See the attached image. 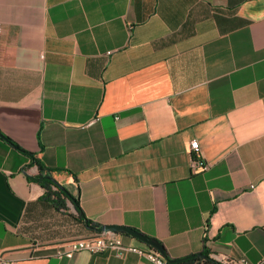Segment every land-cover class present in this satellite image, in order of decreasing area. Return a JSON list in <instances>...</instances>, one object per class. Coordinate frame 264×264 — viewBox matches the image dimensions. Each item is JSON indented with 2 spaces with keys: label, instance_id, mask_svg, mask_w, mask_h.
Here are the masks:
<instances>
[{
  "label": "crops",
  "instance_id": "1",
  "mask_svg": "<svg viewBox=\"0 0 264 264\" xmlns=\"http://www.w3.org/2000/svg\"><path fill=\"white\" fill-rule=\"evenodd\" d=\"M0 133L15 145L0 137L12 264H151L55 257L103 225L172 260L205 244L225 264H264V0H0ZM29 154L95 227L43 199Z\"/></svg>",
  "mask_w": 264,
  "mask_h": 264
},
{
  "label": "built area",
  "instance_id": "2",
  "mask_svg": "<svg viewBox=\"0 0 264 264\" xmlns=\"http://www.w3.org/2000/svg\"><path fill=\"white\" fill-rule=\"evenodd\" d=\"M190 161L189 166L192 173L198 170L204 172L208 169V165L202 160L200 156V147L196 140L190 142L189 147ZM250 189L254 186L250 185ZM122 233L102 232L94 235L70 241L62 248H58L55 252V257L58 259L72 258L76 253L86 251L91 254L115 253L116 255H123L124 253H136L144 257L151 264H167L164 257L154 248L148 247L142 249L134 246H126L122 242ZM240 264H248L245 259L239 260ZM0 264H12L0 257Z\"/></svg>",
  "mask_w": 264,
  "mask_h": 264
},
{
  "label": "trees",
  "instance_id": "3",
  "mask_svg": "<svg viewBox=\"0 0 264 264\" xmlns=\"http://www.w3.org/2000/svg\"><path fill=\"white\" fill-rule=\"evenodd\" d=\"M0 137L6 140L9 144L15 146L8 138L1 135V133H0ZM19 150L22 151L21 149ZM30 156L33 159V162L37 166L38 174L35 175L34 177H29V180L32 182H35L36 184L42 187V189L44 190L43 199L50 202L51 205L56 210H65L67 208V202H70L78 214V219L95 227V225L89 223L86 220L77 200L71 196L68 190L62 187L55 180L53 176L54 171L44 166L39 160L34 158L33 155H30ZM162 256L166 258L165 251H164V255ZM167 264H225V263L223 259L216 260L213 257H211L210 251L207 249L206 245L204 244L201 252L197 254L189 255L182 259H177L173 263L167 262Z\"/></svg>",
  "mask_w": 264,
  "mask_h": 264
},
{
  "label": "water",
  "instance_id": "4",
  "mask_svg": "<svg viewBox=\"0 0 264 264\" xmlns=\"http://www.w3.org/2000/svg\"><path fill=\"white\" fill-rule=\"evenodd\" d=\"M96 231L98 233H102V232L124 233V234H126L132 238H135L139 242H141V243H143V244H145L151 248H154L161 255H164V251H163L161 245L155 239L148 238V237L142 235L141 233H139V232H137L131 228L122 227V226L103 225V226L98 227V229ZM165 260L168 263L175 262V260H172V259L167 260V258H165Z\"/></svg>",
  "mask_w": 264,
  "mask_h": 264
}]
</instances>
